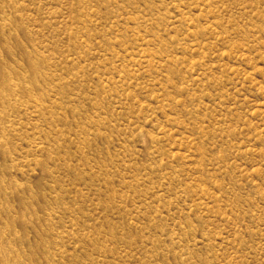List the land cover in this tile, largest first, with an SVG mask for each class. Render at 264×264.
I'll list each match as a JSON object with an SVG mask.
<instances>
[{"label":"rangeland","instance_id":"obj_1","mask_svg":"<svg viewBox=\"0 0 264 264\" xmlns=\"http://www.w3.org/2000/svg\"><path fill=\"white\" fill-rule=\"evenodd\" d=\"M0 264H264V0H0Z\"/></svg>","mask_w":264,"mask_h":264}]
</instances>
